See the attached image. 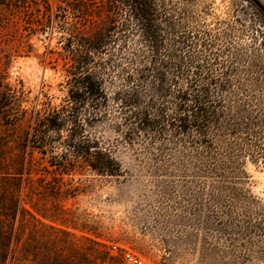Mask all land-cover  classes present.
<instances>
[{
    "label": "rangeland",
    "instance_id": "rangeland-1",
    "mask_svg": "<svg viewBox=\"0 0 264 264\" xmlns=\"http://www.w3.org/2000/svg\"><path fill=\"white\" fill-rule=\"evenodd\" d=\"M122 1L17 0L14 30L31 52L13 60L9 80L22 81L32 99L44 100L46 95L54 105L62 104L69 95L62 53L72 39L73 26L84 28L88 35L109 27L108 11L124 8ZM155 3L159 31L154 39L174 46L178 67L188 66L191 79L195 64L203 61L190 67L191 63L183 65L182 58L197 48L222 77L224 185L264 204V0ZM85 14L89 15L86 20ZM34 29L38 32L33 33ZM107 34L108 42L127 45L131 51L150 42L141 29L124 19ZM178 84L184 87L182 79ZM106 87L112 91L115 85ZM258 137H263L261 145ZM103 139L106 145H114L123 176L86 173L75 177L82 182L65 187L80 189L64 199L40 201L33 196L31 200L43 207L47 218L27 205L46 225L30 224L25 232L30 264L53 258L66 264H100L104 252L116 260L106 264H122L111 252L112 244L128 247L152 264H237L243 242L236 221L226 237L222 230L225 206L231 205L235 213L241 208L239 196L228 200L232 189L213 187L205 175L181 166L155 165L152 158L159 154L161 143L152 146L150 140H139L131 145L111 131ZM262 247L264 241L253 246L252 258L245 264H264Z\"/></svg>",
    "mask_w": 264,
    "mask_h": 264
},
{
    "label": "trees",
    "instance_id": "trees-1",
    "mask_svg": "<svg viewBox=\"0 0 264 264\" xmlns=\"http://www.w3.org/2000/svg\"><path fill=\"white\" fill-rule=\"evenodd\" d=\"M16 1L0 0V264H30L25 232L30 224L46 225L27 205L47 218L33 196L40 201L64 199L80 189L65 188L83 181L75 180L77 175L123 176L114 145L103 139L106 131L125 137L131 145L139 140H150L152 146L161 143L159 154L152 158L155 165L181 166L205 175L213 187L232 189L228 200L239 196L241 208L235 213L231 205L225 206L222 230L226 237L236 221L243 242L236 263H247L252 247L264 241V204L224 185L227 158L221 148L226 107L222 77L214 71V63L203 60V51L197 48L185 54L183 65L203 61L195 64L190 79L189 67L177 65L174 46L154 39L159 31L155 0H123L124 8L108 11L109 27L88 35L84 28L73 26L72 39L62 53L69 86L66 100L54 105L46 95L44 100L32 99L22 81L9 80L13 60L31 52L14 30ZM121 19L141 29L150 42L133 51L108 42L107 33ZM181 79L184 87L178 84ZM108 83L115 85L112 91ZM236 126L231 124L233 130ZM262 138H257L260 145ZM257 237L262 239L256 243ZM100 260V264L116 262L106 252ZM65 262L53 258L41 264Z\"/></svg>",
    "mask_w": 264,
    "mask_h": 264
},
{
    "label": "built area",
    "instance_id": "built-area-1",
    "mask_svg": "<svg viewBox=\"0 0 264 264\" xmlns=\"http://www.w3.org/2000/svg\"><path fill=\"white\" fill-rule=\"evenodd\" d=\"M110 250L118 259H120L122 264H152L146 258L123 245L112 244Z\"/></svg>",
    "mask_w": 264,
    "mask_h": 264
}]
</instances>
